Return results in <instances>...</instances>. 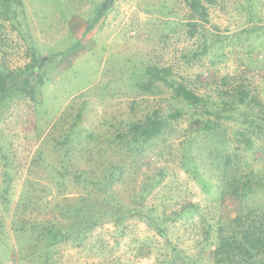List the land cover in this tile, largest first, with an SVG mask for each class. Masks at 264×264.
<instances>
[{
  "label": "rangeland",
  "instance_id": "1",
  "mask_svg": "<svg viewBox=\"0 0 264 264\" xmlns=\"http://www.w3.org/2000/svg\"><path fill=\"white\" fill-rule=\"evenodd\" d=\"M21 1L24 20L3 23L0 63L11 70L23 68L34 54L50 61L42 70L47 79L40 83L34 101L26 96L4 106L0 113V155L4 158L0 159V191L8 187L6 200L0 199V264H42L44 256H37L40 250L20 260L19 255L9 249L16 251L18 247L17 232L11 220L26 182L36 191L42 187L48 193L47 198L56 192L50 181L49 167L58 164V154L53 148L68 123L51 126L52 116H58L72 102L71 111L75 112L78 104L87 100L96 115L91 117L92 129L99 128L101 134L109 136L108 122L117 125L120 120L135 121L155 109L166 113L171 94L165 88L153 95L137 93L125 81L121 91H117L119 69L127 58L170 69L173 77L196 94L214 97L219 90L241 86L254 92L264 104V49L253 37L239 34L247 26L245 19L235 16L237 3L243 0H221L208 10V17L203 20L194 17L183 0H166L168 10L173 11L171 15L161 10L164 0H112L106 14L85 35V27L96 18L97 8L104 0ZM260 13L263 16L264 9ZM216 36L219 42L215 50L205 52L210 41L217 40ZM104 87L112 91L107 93ZM76 96L80 97L73 100ZM173 104L184 108L182 101ZM189 122V115L182 113L171 123L172 135L165 143L172 145L177 154ZM231 125L228 124V128ZM107 128L110 131H106ZM38 152L46 162L35 165L32 160ZM118 152L117 155L110 152L107 157L118 160L122 157ZM165 160L153 166V173L163 167ZM244 161L251 163V158L242 157L241 163ZM80 166L83 168L84 164ZM252 166L255 180L263 182L264 161L258 159ZM167 168L162 186L176 189V194L173 198L169 195L165 204H161L157 198L163 192L156 189L146 198L148 207L152 206L155 213L162 216L164 211H178L186 203H195L207 219L212 216L216 210L212 196L180 167L179 161L170 162ZM6 172L9 181L5 180ZM148 172L143 166L139 178ZM67 185L63 198L73 201L77 197L76 190ZM117 193L127 202L123 190L117 189ZM222 205L234 213L239 207L238 202L228 196ZM246 206L261 212L264 209L262 197L250 199ZM201 219L195 215L170 223L166 237L138 218H129L119 226L110 219L105 220L80 244L69 241L52 246L48 261L51 264H156L173 255V246L192 259L199 253L209 256L215 238L211 232L208 243L203 241ZM139 246L146 254H140Z\"/></svg>",
  "mask_w": 264,
  "mask_h": 264
},
{
  "label": "trees",
  "instance_id": "2",
  "mask_svg": "<svg viewBox=\"0 0 264 264\" xmlns=\"http://www.w3.org/2000/svg\"><path fill=\"white\" fill-rule=\"evenodd\" d=\"M111 1L104 0L97 8L96 18L85 27L83 35L106 14ZM219 1L183 0L199 20L206 19L208 10ZM162 3L161 10L165 9L166 14L171 15L173 11L168 10L166 0ZM236 7L235 16L245 19L247 26L239 34L253 37L264 49V15L260 13L264 9V0H243ZM19 20H24L22 1L0 0V50L4 46L3 23ZM216 38L206 46L205 52L215 50L219 36ZM49 61L50 58L34 54L32 61L23 68L11 70L0 63V113L4 106L26 96L34 101L40 83L47 79L42 70L49 65ZM130 65L132 67L128 68ZM119 70L118 92L125 81L137 93L153 95L161 88L170 92L166 113L155 109L135 121L120 120L117 125L108 122L109 136L101 134L99 128L92 129L91 117L96 115L87 100L78 104L75 112L71 111L72 102L58 116H52L50 119L54 118V121L51 126L68 123L53 148L58 154V164L49 167L50 181L56 192L53 195L49 193L52 196L47 198L48 193L42 187L36 191L26 182L11 220L17 232L18 247L16 251H9L16 252L23 260L40 250L43 253L37 256H44L42 264H51L48 258L52 246L69 241L80 244L93 228L105 220L110 219L119 226L129 218H138L166 237L170 223L199 215L202 218L203 241L208 243L211 232L215 238L210 255L199 253L197 258L192 259L173 246V255L156 264H264V209L256 212L246 206L255 197H262L264 203V181L255 180L252 166L258 159L264 161V104L254 92L241 86L219 90L214 97L196 94L183 81L173 77L170 69L143 61L136 63L130 57ZM103 89L107 93L112 91L111 88ZM177 100L183 102L184 108L173 104ZM182 113L189 115L190 122L177 154L172 145L167 146L165 142L172 135V121L179 119ZM230 123L232 127L228 128ZM109 128L105 130L110 131ZM118 151L122 153L118 160L107 157L110 152L117 155ZM40 154L38 152L33 158V164L46 162ZM245 156L251 158V163H241V158ZM164 158L163 167L153 173V166L163 162ZM0 159L4 158L0 155ZM176 161L201 185L204 192L212 196L216 210L208 219L195 203H186L178 211H164L162 216L146 204V198L156 189L163 192L157 198L161 204H165L169 195L170 198L175 196L177 190L168 185L162 186V183L169 163ZM82 163L83 168L80 166ZM143 166L149 172L142 174L140 179L138 173ZM244 170L248 171L245 173ZM5 176V180L9 181L7 172ZM67 183L76 190L77 197L73 201L63 198ZM117 189L124 191L127 202L118 197ZM7 191L5 186L0 191V199L6 200ZM227 196L238 202L237 212L222 205ZM140 247H137L140 254H146Z\"/></svg>",
  "mask_w": 264,
  "mask_h": 264
}]
</instances>
